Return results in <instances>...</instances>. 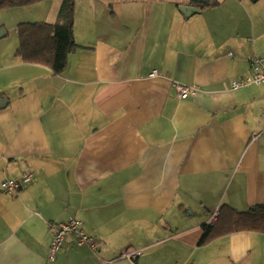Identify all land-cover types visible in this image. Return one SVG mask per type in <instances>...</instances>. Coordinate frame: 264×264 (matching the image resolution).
I'll use <instances>...</instances> for the list:
<instances>
[{
    "label": "crops",
    "instance_id": "0c3cea01",
    "mask_svg": "<svg viewBox=\"0 0 264 264\" xmlns=\"http://www.w3.org/2000/svg\"><path fill=\"white\" fill-rule=\"evenodd\" d=\"M89 2L61 75L17 51L0 68V186L32 173L0 187V264H264L260 232L202 244L222 207L264 205V85L231 86L264 58V0ZM70 218L98 248L71 236L50 262Z\"/></svg>",
    "mask_w": 264,
    "mask_h": 264
},
{
    "label": "trees",
    "instance_id": "16d2710c",
    "mask_svg": "<svg viewBox=\"0 0 264 264\" xmlns=\"http://www.w3.org/2000/svg\"><path fill=\"white\" fill-rule=\"evenodd\" d=\"M38 1L0 0V10L28 6ZM61 1L57 23H22L17 27V59L24 64L47 67L55 75H61L66 70L69 56L77 49L74 35L75 0ZM205 231L202 244L212 238L237 232L264 234V205L246 212L222 207L215 224L207 225Z\"/></svg>",
    "mask_w": 264,
    "mask_h": 264
},
{
    "label": "built area",
    "instance_id": "2783aa9c",
    "mask_svg": "<svg viewBox=\"0 0 264 264\" xmlns=\"http://www.w3.org/2000/svg\"><path fill=\"white\" fill-rule=\"evenodd\" d=\"M251 74L242 77L232 82V89L238 90L252 85H264V58L252 57L250 59ZM158 71L152 73V77L159 76ZM197 86H185L176 84L177 97L180 100H186L191 96H195L198 93ZM32 180V173L26 172L21 177L6 179L1 183V191L8 196L16 195L21 188L28 184ZM218 212L214 214L211 224H214L217 220ZM55 229V235L50 245L48 252V259L50 262H54L58 256V253L62 249L67 239L73 236L78 245L88 244L93 249H97L98 245L94 240L88 236L82 229V222L76 218H70L68 221L60 224L53 225ZM141 255V252L125 253L123 258L135 259Z\"/></svg>",
    "mask_w": 264,
    "mask_h": 264
},
{
    "label": "rangeland",
    "instance_id": "374dc122",
    "mask_svg": "<svg viewBox=\"0 0 264 264\" xmlns=\"http://www.w3.org/2000/svg\"><path fill=\"white\" fill-rule=\"evenodd\" d=\"M89 1L90 0H75V4L77 3L78 5V10L80 14H82L78 15L79 19L81 16L84 19L86 15L89 16L88 12L90 13V7L87 4L90 3ZM117 1L119 0H110L108 9L113 7ZM61 2V0H40L28 6L0 10V31H5L6 33L5 37L0 38V58L3 62L0 63V68H3L4 64L5 66L10 64L13 58H10L9 54H12L19 48L17 27L22 23H37L44 22V20H48L53 24L57 23ZM7 70H9V72ZM12 72L14 73L12 68L0 70V85L2 88L6 87L12 81L14 77V75L12 76ZM7 74L8 81L5 77Z\"/></svg>",
    "mask_w": 264,
    "mask_h": 264
},
{
    "label": "water",
    "instance_id": "95a60500",
    "mask_svg": "<svg viewBox=\"0 0 264 264\" xmlns=\"http://www.w3.org/2000/svg\"><path fill=\"white\" fill-rule=\"evenodd\" d=\"M197 3H209L210 0H192ZM180 11L184 13L186 16H191L192 14H196L200 11V9L191 7V6H181ZM5 36V31H0V38Z\"/></svg>",
    "mask_w": 264,
    "mask_h": 264
}]
</instances>
